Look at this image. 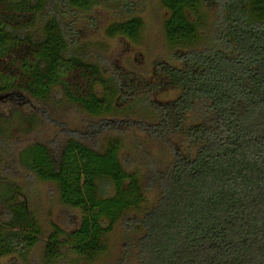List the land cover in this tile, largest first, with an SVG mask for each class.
Instances as JSON below:
<instances>
[{
    "label": "trees",
    "instance_id": "obj_1",
    "mask_svg": "<svg viewBox=\"0 0 264 264\" xmlns=\"http://www.w3.org/2000/svg\"><path fill=\"white\" fill-rule=\"evenodd\" d=\"M158 1L172 56L145 82L108 76L83 37L103 9L118 16L107 38L142 44L136 0H0V95L26 92L40 104L59 93L99 121L88 126L93 138L132 128L141 159L125 168L121 134L100 150L71 136L59 152L42 142L20 151L21 165L80 213L70 231L52 225L40 264H107L120 223L117 264H264V0ZM164 89L176 97L156 102ZM0 205V259L28 264L43 228L21 187L1 175Z\"/></svg>",
    "mask_w": 264,
    "mask_h": 264
},
{
    "label": "rangeland",
    "instance_id": "obj_2",
    "mask_svg": "<svg viewBox=\"0 0 264 264\" xmlns=\"http://www.w3.org/2000/svg\"><path fill=\"white\" fill-rule=\"evenodd\" d=\"M139 2L140 14L146 23L143 41L140 45L130 43L124 38L109 39L105 36V28L118 18L112 11L97 9L92 13L96 26L83 25V37L94 44L92 54L103 66L108 76L116 70L138 77L145 82H153L156 66L159 62H168L171 50L166 42L163 22L167 11L158 0H136ZM2 73L6 72L3 67ZM0 95V175L7 181L19 185L27 200L29 209L38 217L43 228L42 241L33 252L28 264H40L45 243L52 231V225H58L66 231L76 228L80 223L79 211L63 206L58 202V191L55 185L37 181L19 161L20 151L33 143L42 142L53 145L59 152L66 140L71 136H79L87 144L103 147L106 140L113 135H124L128 147L122 154L126 169L139 165L141 159L136 155L132 145L135 132L132 128L105 129L93 138L88 134V126L96 123L79 107L61 102L60 94L54 96L50 103H38L26 92ZM177 93L168 89L154 93L156 102L174 99ZM25 117H36L39 124L35 127L25 121ZM110 119V118H109ZM99 122V121H98ZM139 132V131H138ZM137 134H140L138 133ZM85 134V137H84ZM144 150L151 155H160L161 148L157 144H147ZM147 186V182H146ZM147 196L152 202L155 191L147 186ZM0 212L4 208L0 205ZM125 225L120 223L110 236L112 254L107 264H117L122 259V251L126 247L124 237ZM0 264H25L15 257L1 258ZM122 264H133L128 260Z\"/></svg>",
    "mask_w": 264,
    "mask_h": 264
}]
</instances>
